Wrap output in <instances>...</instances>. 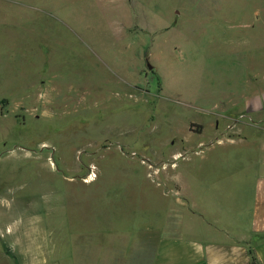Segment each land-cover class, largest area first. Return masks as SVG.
Instances as JSON below:
<instances>
[{
  "label": "rangeland",
  "instance_id": "1",
  "mask_svg": "<svg viewBox=\"0 0 264 264\" xmlns=\"http://www.w3.org/2000/svg\"><path fill=\"white\" fill-rule=\"evenodd\" d=\"M263 89L264 0H0V264H74L159 221L187 129Z\"/></svg>",
  "mask_w": 264,
  "mask_h": 264
},
{
  "label": "crops",
  "instance_id": "2",
  "mask_svg": "<svg viewBox=\"0 0 264 264\" xmlns=\"http://www.w3.org/2000/svg\"><path fill=\"white\" fill-rule=\"evenodd\" d=\"M238 102L239 110L237 103L202 110L215 117L209 132L197 121L198 131L187 129L189 137L169 158L179 157L185 169L160 174V197L174 202L159 221L143 216L134 229L87 240L80 248L85 257L74 264H250L251 255L264 264V139L248 135L240 121L246 114L264 117V89ZM203 154L216 158L219 168L187 167ZM105 244L109 251H101Z\"/></svg>",
  "mask_w": 264,
  "mask_h": 264
},
{
  "label": "trees",
  "instance_id": "3",
  "mask_svg": "<svg viewBox=\"0 0 264 264\" xmlns=\"http://www.w3.org/2000/svg\"><path fill=\"white\" fill-rule=\"evenodd\" d=\"M250 264H259L254 256L251 255Z\"/></svg>",
  "mask_w": 264,
  "mask_h": 264
},
{
  "label": "water",
  "instance_id": "4",
  "mask_svg": "<svg viewBox=\"0 0 264 264\" xmlns=\"http://www.w3.org/2000/svg\"><path fill=\"white\" fill-rule=\"evenodd\" d=\"M147 66H148V68H150V65L147 64Z\"/></svg>",
  "mask_w": 264,
  "mask_h": 264
}]
</instances>
